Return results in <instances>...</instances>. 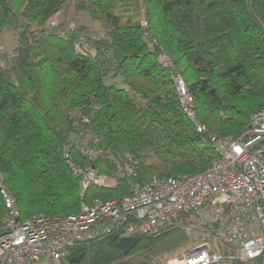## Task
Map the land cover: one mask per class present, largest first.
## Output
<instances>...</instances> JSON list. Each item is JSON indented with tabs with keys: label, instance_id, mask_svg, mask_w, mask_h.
Listing matches in <instances>:
<instances>
[{
	"label": "trees",
	"instance_id": "1",
	"mask_svg": "<svg viewBox=\"0 0 264 264\" xmlns=\"http://www.w3.org/2000/svg\"><path fill=\"white\" fill-rule=\"evenodd\" d=\"M68 1L0 0V36L16 35L14 53L0 55V173L22 219L120 200L128 185L116 164L125 156L138 163L134 183L198 175L217 159L208 135L235 138L264 109V0H73L75 12L100 26L97 35L49 26ZM162 52L168 67L158 62ZM173 75L184 80L206 133L182 111ZM86 135L102 157L76 149L72 136ZM65 146L75 165L116 186L91 185L81 198L82 178L68 168ZM4 214L0 199V221ZM119 238L82 243L67 263L82 255L79 264H157L187 242L171 225L140 237L125 256Z\"/></svg>",
	"mask_w": 264,
	"mask_h": 264
},
{
	"label": "built area",
	"instance_id": "2",
	"mask_svg": "<svg viewBox=\"0 0 264 264\" xmlns=\"http://www.w3.org/2000/svg\"><path fill=\"white\" fill-rule=\"evenodd\" d=\"M49 26L56 27V23L52 20ZM142 26L146 28V22L142 21ZM76 51L81 52L78 46ZM158 62L170 65L164 53ZM172 80L182 111L198 133H206L195 117L193 98L184 80L179 75ZM208 138L217 159L206 171L134 183L131 178L138 163L125 156L116 165L117 175L127 180L128 195L119 201L93 200L79 213L66 217L22 219L0 173V199L5 210L0 221V264H33L42 259L48 264H66L72 249L100 235L156 237L171 225L193 244L181 255L182 264H219L232 259H262L264 264V109L250 117L237 137ZM79 149L93 160L104 155L85 143L79 144ZM64 152L68 168L82 178L84 189L116 185L115 178H106L92 167L81 169L68 158L66 149ZM219 244L230 253H223Z\"/></svg>",
	"mask_w": 264,
	"mask_h": 264
},
{
	"label": "rangeland",
	"instance_id": "3",
	"mask_svg": "<svg viewBox=\"0 0 264 264\" xmlns=\"http://www.w3.org/2000/svg\"><path fill=\"white\" fill-rule=\"evenodd\" d=\"M52 20H53V22L56 23V26H58V25H69V27L72 30H81L83 34L84 33L85 34L86 33H91L93 35H97V34L101 33L100 26L97 23L92 22L86 14L77 13V12L74 11L73 0L68 1L66 3L65 7ZM15 47H16V35H15V33L13 31H11V30H5L4 33L0 36V55H5V56H8V57L11 56L14 53ZM3 66H4V63L0 60V67H3ZM173 76H175V75H173ZM259 112H257V113H259ZM72 137L74 139L73 143H75V147L79 151L80 154H81V151L79 149V144H81V143L87 144V146L95 149L96 151H99V152L101 151V150L96 149L94 147V144L97 142V139L92 138L91 135H86L85 137H80V136H72ZM68 148H69V146H65L64 151H65V149L68 151ZM85 157L89 159L88 156H85ZM87 167H90V166H81V169H85ZM87 189H84L82 184H81V192H80V197L81 198L83 197V194H84V192ZM108 189H112V188H108ZM113 200H115V199H113ZM113 200H111V201H113ZM116 201H119V200H116ZM92 202L93 201H91L90 203H86L84 201H81L80 204H79L78 211L76 212V214L79 213L80 208L82 206L91 205ZM72 215H75V214H72ZM192 245L193 244L190 243L187 240V242L185 244L180 246L175 251L170 252L169 254H166L163 257H160L159 260L157 259L156 260L157 264H171L170 261H173V260H176L177 262H180L181 255L188 248L192 247ZM218 246H219V249L223 253H230V251L227 250V248L224 247L223 245L219 244ZM233 261L254 262V260L242 261V260H239V259H232V260H229V261L228 260L227 261L223 260L219 264H231ZM33 264H48V262L45 259H42L39 262L33 263ZM66 264H68V263L66 262Z\"/></svg>",
	"mask_w": 264,
	"mask_h": 264
},
{
	"label": "water",
	"instance_id": "4",
	"mask_svg": "<svg viewBox=\"0 0 264 264\" xmlns=\"http://www.w3.org/2000/svg\"><path fill=\"white\" fill-rule=\"evenodd\" d=\"M139 243V238H127L123 237L120 238L117 242V248L123 253V255H128ZM83 256L80 255L76 259H71L70 263L71 264H79L81 258Z\"/></svg>",
	"mask_w": 264,
	"mask_h": 264
},
{
	"label": "bare ground",
	"instance_id": "5",
	"mask_svg": "<svg viewBox=\"0 0 264 264\" xmlns=\"http://www.w3.org/2000/svg\"><path fill=\"white\" fill-rule=\"evenodd\" d=\"M163 53V52H162ZM171 262V264H182V263H180V262H177L176 260H173V261H170Z\"/></svg>",
	"mask_w": 264,
	"mask_h": 264
}]
</instances>
